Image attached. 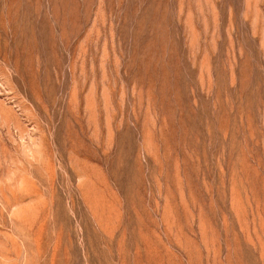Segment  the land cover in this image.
I'll return each mask as SVG.
<instances>
[{
	"label": "rangeland",
	"instance_id": "374dc122",
	"mask_svg": "<svg viewBox=\"0 0 264 264\" xmlns=\"http://www.w3.org/2000/svg\"><path fill=\"white\" fill-rule=\"evenodd\" d=\"M0 264H264V0H0Z\"/></svg>",
	"mask_w": 264,
	"mask_h": 264
}]
</instances>
